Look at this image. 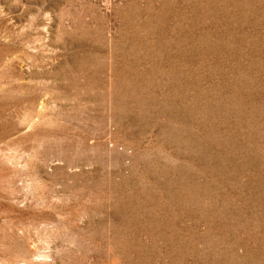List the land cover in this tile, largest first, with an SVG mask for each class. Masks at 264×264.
<instances>
[{
    "label": "rangeland",
    "instance_id": "rangeland-1",
    "mask_svg": "<svg viewBox=\"0 0 264 264\" xmlns=\"http://www.w3.org/2000/svg\"><path fill=\"white\" fill-rule=\"evenodd\" d=\"M0 264H264V0H0Z\"/></svg>",
    "mask_w": 264,
    "mask_h": 264
}]
</instances>
